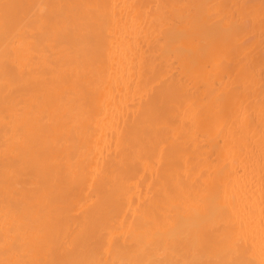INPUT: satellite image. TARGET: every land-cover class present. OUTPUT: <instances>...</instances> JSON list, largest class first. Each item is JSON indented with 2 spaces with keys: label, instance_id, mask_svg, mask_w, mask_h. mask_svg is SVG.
<instances>
[{
  "label": "bare ground",
  "instance_id": "obj_1",
  "mask_svg": "<svg viewBox=\"0 0 264 264\" xmlns=\"http://www.w3.org/2000/svg\"><path fill=\"white\" fill-rule=\"evenodd\" d=\"M0 264H264V0H0Z\"/></svg>",
  "mask_w": 264,
  "mask_h": 264
}]
</instances>
